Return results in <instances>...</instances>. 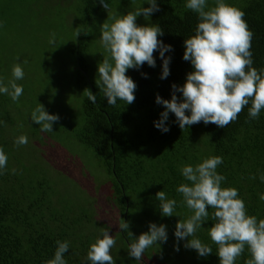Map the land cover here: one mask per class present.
I'll return each mask as SVG.
<instances>
[{
  "label": "trees",
  "instance_id": "16d2710c",
  "mask_svg": "<svg viewBox=\"0 0 264 264\" xmlns=\"http://www.w3.org/2000/svg\"><path fill=\"white\" fill-rule=\"evenodd\" d=\"M77 2L83 23L77 28L81 35L74 39L70 53L73 79L82 88L79 117L76 123L70 122L71 128L66 125L62 128L69 129L83 152L89 151L91 159L99 163L108 178V193L101 195L100 201L92 196L94 200L87 198L82 203L65 198L66 194L51 175V169H56L64 159L59 158L58 153L51 155L55 161L53 158L48 161L46 149L39 150L54 136H48L35 124L31 128L28 126L30 139H37L35 149L40 151L36 155L39 157L33 158L32 151L20 153L15 141L26 129L22 112L8 95L0 93V147L8 157L7 167L0 174V264H45L54 257L57 241L69 242V250L64 254L67 264H90L86 259L87 252L97 238H102L104 229L113 231L121 244H115L111 249L116 264H150L152 261L159 264H219L217 246L208 235V229L215 223L211 208L208 209V221L197 230L195 237L212 247V253L200 257L195 250L183 246L185 241L179 242V251L175 250V225L179 219L186 220L193 214L183 203L182 194L176 191L180 184L190 183L182 176L181 168L189 164L195 166L211 156H221L223 163L218 165L217 172L226 178L221 187L238 189L248 215L256 216L257 220L264 219V201L259 198L264 193V182L259 179L264 174V110L257 119H251L249 105L226 128L201 122L181 129L171 113L166 122L170 128L167 133L154 126V121L164 111L162 105L156 104V95L170 99L171 85H183L186 74L193 70L190 62L183 60L184 40L195 34L199 17L186 8L187 0H157L160 11L149 18V24H158L163 29L164 35L159 39L173 48L165 53L171 57L170 75L160 79L162 61L156 52L154 68L145 64L139 70L127 72L137 84L135 102L126 105L118 100L115 106L108 105L84 55L92 45V42L89 44V36L93 34L91 21L105 8L99 0ZM105 2L112 5V0ZM224 2L245 13L244 20L254 34L251 41L253 67L264 68V0ZM207 4L214 6L215 0H207ZM142 72L147 73L148 78H143ZM85 89L96 94V104L88 100ZM26 147L31 150L30 144ZM67 158L70 159L69 155ZM12 169L16 170L15 174ZM158 191H164L169 199L176 200L174 216L160 214L159 202L155 199ZM97 203L113 209L116 215L111 217L112 226L101 223L94 213ZM121 218L130 222L129 231L135 236L148 231L149 222L165 224L168 240L149 247L141 260H135L128 255L133 238L118 227ZM250 258L245 248L235 264H245Z\"/></svg>",
  "mask_w": 264,
  "mask_h": 264
},
{
  "label": "clouds",
  "instance_id": "9594fccd",
  "mask_svg": "<svg viewBox=\"0 0 264 264\" xmlns=\"http://www.w3.org/2000/svg\"><path fill=\"white\" fill-rule=\"evenodd\" d=\"M99 2L107 11L109 5L105 0ZM146 3L149 7H140L119 17H108L113 22L106 20L101 25L100 41L107 55L97 65L95 83L110 106H115L118 100L124 101L126 105L135 102L137 84L127 72L129 69L139 70L145 64L154 68L156 52H159L162 61L160 79L170 75L171 57L165 53L171 52L173 48L159 39L164 35L163 29L158 24L139 25L136 22L141 15L148 20L152 14L160 11L157 0H146ZM186 8L199 17L195 34L184 40L183 60L189 61L193 70L186 74L183 85H171L170 99L156 95L155 102L162 105L164 111L154 121V126L162 133H167L170 128L166 122L171 113L181 129L201 122L226 128L249 105V118L257 119L264 110V68L258 70L253 67L251 41L254 34L244 20L245 13L226 4L224 0H215V5L211 7L207 0H187ZM80 35L77 29L75 38ZM49 43H55V33ZM141 75L148 78L147 73L142 72ZM12 77L7 85L0 80V93L17 102L23 94V87L16 83L24 77L20 63L13 66ZM85 90L88 100L96 104V94ZM31 120L40 126L42 132L47 133L53 131V124L60 117L50 114L39 103L31 113ZM15 143L26 145L28 139L21 135ZM7 161L8 157L0 147V174L6 169ZM222 163L221 156H211L195 166L189 164L181 168L182 176L190 183L180 184L176 191L182 194L183 203L193 214L186 220L177 221L174 230L175 250L179 251V242L185 241L183 246L195 250L200 257L212 253V247L195 237L197 230L208 221V209L211 208L214 210L211 218L215 223L208 229V235L217 246L219 264H235L245 248L251 256L245 264H264V219L257 220L256 216L248 215L238 189L221 187L226 178L218 174L217 167ZM12 172L15 174L16 170L12 169ZM251 178L256 179V176ZM259 179L264 182V174ZM259 198L264 201V193ZM155 199L159 202L162 216H174L175 199H169L164 191H158ZM118 227L133 238L128 255L135 260H141L149 247L168 240L165 224L149 222L148 231L139 236L129 231L130 222L122 218ZM56 243L54 257L45 264H67L64 254L69 250V242ZM115 244L116 240L109 230H102V238H97L90 245L87 261L90 264H116L111 255Z\"/></svg>",
  "mask_w": 264,
  "mask_h": 264
},
{
  "label": "rangeland",
  "instance_id": "374dc122",
  "mask_svg": "<svg viewBox=\"0 0 264 264\" xmlns=\"http://www.w3.org/2000/svg\"><path fill=\"white\" fill-rule=\"evenodd\" d=\"M140 7H146L144 0H112L107 11H100L92 19L93 34L89 36V44L92 42V45L84 55L95 80L97 65L107 55L100 41L101 25L106 20L113 22L108 17H119ZM82 17L77 0H0V80L7 85L13 79L12 68L17 63L21 64L24 71L23 79L16 81L23 87V94L17 102L11 101L22 112V122L26 126L22 131L31 150H27L26 144L19 145L18 151H32L34 158L46 149L48 161H52V154L56 156L60 153L58 157L64 160L58 164V169H51V175L55 177L52 178L56 180L62 193L66 194L65 198L70 202L80 200V203L92 197L100 201L103 197L101 195L108 193L109 189L108 178L99 163L94 158L91 159L89 151L83 152L69 129L62 128L64 125L71 128L70 122L76 123L79 117L82 88L73 79L70 47L75 41L74 31L83 23ZM136 22L146 25L149 24V19L145 20L141 15ZM53 33L55 43H49ZM25 60L27 63H24ZM39 103L50 114H58L60 117L53 124V131L47 132L48 136L54 137L49 142H44L40 151L35 149L38 146L37 139H30L28 136V126L31 128L35 124L31 120V113ZM35 126L40 127L37 124ZM38 157L39 155L35 158ZM69 205L74 206V203ZM93 211L101 223L112 226L111 217L116 214H113L111 207L97 203ZM110 235L115 238L113 231H110ZM116 244L121 246L117 240ZM150 264L159 263L152 261Z\"/></svg>",
  "mask_w": 264,
  "mask_h": 264
}]
</instances>
